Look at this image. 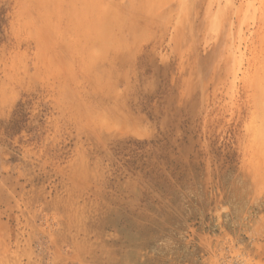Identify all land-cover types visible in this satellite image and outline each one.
<instances>
[{
	"label": "rangeland",
	"instance_id": "rangeland-1",
	"mask_svg": "<svg viewBox=\"0 0 264 264\" xmlns=\"http://www.w3.org/2000/svg\"><path fill=\"white\" fill-rule=\"evenodd\" d=\"M0 264H264V0H0Z\"/></svg>",
	"mask_w": 264,
	"mask_h": 264
}]
</instances>
